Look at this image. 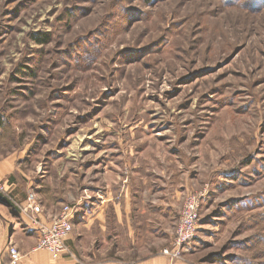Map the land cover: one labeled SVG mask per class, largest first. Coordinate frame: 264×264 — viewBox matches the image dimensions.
Segmentation results:
<instances>
[{
  "label": "rangeland",
  "instance_id": "rangeland-1",
  "mask_svg": "<svg viewBox=\"0 0 264 264\" xmlns=\"http://www.w3.org/2000/svg\"><path fill=\"white\" fill-rule=\"evenodd\" d=\"M0 120L27 197L71 206L93 259L264 264V0H0Z\"/></svg>",
  "mask_w": 264,
  "mask_h": 264
},
{
  "label": "crops",
  "instance_id": "crops-1",
  "mask_svg": "<svg viewBox=\"0 0 264 264\" xmlns=\"http://www.w3.org/2000/svg\"><path fill=\"white\" fill-rule=\"evenodd\" d=\"M1 123L2 121L0 120ZM15 162L16 159L13 154H0V178L6 182L8 188L16 196L25 199L28 194L24 192L22 187L25 188L24 182L26 180L23 179ZM3 197L5 196L0 195V264H10L11 258L8 247L12 244L23 254V264H190L184 261L172 260L170 257L163 255L161 253L163 248L159 249L157 253L138 261L128 260V263L114 260L99 262L93 259L92 254L80 251L83 240L82 234L77 235L78 239L75 236H70L67 242L69 248H72L71 250H77L79 257L67 254L55 259L47 250L37 248L39 240L37 228L30 223L28 217L24 216L15 205L1 199ZM47 213L49 214V212ZM47 213H41L40 217L46 220V217L49 216ZM152 230L155 232L157 228ZM163 230L164 226L158 228L160 232Z\"/></svg>",
  "mask_w": 264,
  "mask_h": 264
},
{
  "label": "built area",
  "instance_id": "built-area-1",
  "mask_svg": "<svg viewBox=\"0 0 264 264\" xmlns=\"http://www.w3.org/2000/svg\"><path fill=\"white\" fill-rule=\"evenodd\" d=\"M8 192L9 188L6 182L0 178V193L7 194ZM16 207H19L22 213L29 215L37 228L39 232L37 248L47 250L55 259L70 254L67 242L74 229L71 206H66L59 215L51 220H43L40 217L43 212L42 206L38 203L35 193H30L26 202L18 204ZM199 217L198 197L190 195L180 215L174 247L165 249V254H169L173 259L179 257L181 250L186 247L185 244L190 243L198 233ZM8 251L11 258L10 264H23V254L15 245H10Z\"/></svg>",
  "mask_w": 264,
  "mask_h": 264
},
{
  "label": "trees",
  "instance_id": "trees-1",
  "mask_svg": "<svg viewBox=\"0 0 264 264\" xmlns=\"http://www.w3.org/2000/svg\"><path fill=\"white\" fill-rule=\"evenodd\" d=\"M47 39H45V38H39V41H46ZM0 195H2V194H0ZM1 199H3L4 201H7V202H10L6 197H3V198H1ZM11 203V202H10Z\"/></svg>",
  "mask_w": 264,
  "mask_h": 264
}]
</instances>
